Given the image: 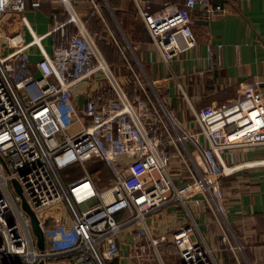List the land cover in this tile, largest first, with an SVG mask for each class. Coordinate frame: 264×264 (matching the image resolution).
Wrapping results in <instances>:
<instances>
[{"label": "built area", "instance_id": "2783aa9c", "mask_svg": "<svg viewBox=\"0 0 264 264\" xmlns=\"http://www.w3.org/2000/svg\"><path fill=\"white\" fill-rule=\"evenodd\" d=\"M57 2L66 20L54 13L48 32L37 35L25 12L29 3L39 9L42 0H0V23L6 15L21 14L32 37L25 42L20 32L4 35L9 51L0 54V264L118 261L116 237L127 228L132 243L123 255L131 264H223L221 251L198 219L204 214L206 227L216 222L222 243L237 254L226 217L222 152L264 146L262 82L246 85L236 102L220 107L196 109L187 100L207 143L202 147L199 135L185 130L166 97L153 86L150 95L135 71L140 93L131 97L78 17L73 0ZM197 8L207 20L226 13L221 0H185L182 6L166 2L159 9L137 2L147 33L167 64L196 46L191 12ZM69 24L76 33L68 34ZM36 52L41 58L34 62ZM100 73L105 87L96 81ZM83 84L82 101L72 108ZM68 116L78 119L81 132L70 134ZM187 140L195 155L184 153ZM172 148L183 158L186 181L170 173ZM91 161L107 166V184L101 186L99 174L89 170ZM72 165H79L84 176L67 186L60 171ZM23 203L37 215L43 250ZM54 206L58 214H43ZM166 208L182 209L189 221L155 234L146 220Z\"/></svg>", "mask_w": 264, "mask_h": 264}, {"label": "crops", "instance_id": "0c3cea01", "mask_svg": "<svg viewBox=\"0 0 264 264\" xmlns=\"http://www.w3.org/2000/svg\"><path fill=\"white\" fill-rule=\"evenodd\" d=\"M103 1L108 10V18L111 20V29L102 17L101 9L96 1L73 0L79 18L84 20L85 16L96 14L106 23L108 35L112 39L115 37L117 43L114 41L113 43L124 59L121 64L113 66L114 69L119 70L118 75H123L122 69H126V65L130 66L129 60L133 58L134 65L139 64L144 69L149 85L168 100L173 102V99L177 98L187 104L188 108H190L188 101H191L194 107L195 105L220 107L226 102H236L246 85L252 84L255 80L262 82L259 90L264 98V0H221L225 3L226 13L210 20L205 19L201 9L193 10L191 12L192 27L197 44L184 52L182 57L171 59L168 64L155 49L144 22L138 14L137 2L140 4L151 2L155 9H159L166 2L182 6L185 0H116L115 10L107 0ZM42 2L39 9L32 8L29 3L25 12L26 18L37 35L48 32L53 25L54 13L58 14V19L62 22L67 18L65 9L57 0ZM5 18L2 19V23L4 25L6 23L5 26L8 29L0 25V41L3 40L7 44L3 36L14 32H20L25 42L31 41L32 37L21 23L22 20L13 16L9 19L11 22H6ZM118 38L122 39V46L118 43ZM218 44H221V47L216 48ZM45 45L48 48L49 41H45ZM210 52L214 54L213 58L209 57ZM40 58L39 53H34V62ZM31 67L35 71L34 64ZM148 67L152 71L151 75ZM131 70L132 74H128L129 81L133 79V71H135L133 68ZM123 85L126 86L124 83ZM85 88L83 84L77 89L80 101L73 100L72 108L82 101L83 96L80 94ZM191 118L195 121L192 110ZM196 126L199 130L194 134L199 135L200 145L206 147V140L197 123ZM184 147L188 150L187 153L183 150L186 155L194 154V145L190 140L185 142ZM223 151L226 152V150ZM228 151L222 154L223 165L226 168V173L222 177V185L226 193L224 199L226 217L233 234L235 230L237 238L241 239L253 253L255 264H264V231H262L264 228V146H255V148L240 146ZM171 152L174 153L171 161L176 160L181 167H184L183 158L179 152H176L175 148H172ZM217 168L220 170L221 166L217 164ZM185 170L183 176H180L183 181L189 177ZM173 211L177 214L175 210ZM200 211L202 213L201 209ZM208 214L211 216L210 213ZM176 218L183 221L181 217ZM184 219L186 220L185 217ZM212 224L217 225V236H221L218 224L216 222ZM209 230L206 231L214 243L216 240L212 238L214 235ZM222 256L220 253V257Z\"/></svg>", "mask_w": 264, "mask_h": 264}, {"label": "rangeland", "instance_id": "374dc122", "mask_svg": "<svg viewBox=\"0 0 264 264\" xmlns=\"http://www.w3.org/2000/svg\"><path fill=\"white\" fill-rule=\"evenodd\" d=\"M20 15L21 14L6 15L5 16L6 18L5 17L4 18H5L6 22H11V20H9V19L12 18L13 16H17V18H19V20H20ZM7 16H9V17H7ZM0 25L3 28L8 29V27L5 26L6 23L4 25L1 22ZM192 30H193V27H192ZM6 32H10V30H6ZM193 33H195L194 30H193ZM7 34H9V33H7ZM123 36H124V39H126L124 34H123ZM121 40L118 38L117 41H119L118 43L122 46ZM1 41H0V50H2V51L0 54H6L9 51V47L7 46V44L3 40H1ZM127 48H128V46H127ZM128 55L129 54H127V56ZM179 58H180V56H179ZM134 62L135 61L133 58H131V61L129 60L131 68H133L136 71V73L139 74V76L142 78V80L144 82L143 84L149 90L150 95L151 94L153 95L154 91L152 90V85H149L147 83L146 78H145V74H144V69L141 68V66L139 64H138V66L134 65ZM130 66L126 65V69H122V74L124 76L118 75V71H119L118 69H114L113 67H112V69L114 70V72H115L116 76L118 77L120 83L122 85H123V83L126 84L125 87H126L127 92H128V88L130 86L133 87V89H134L133 95H134L135 93L136 94L140 93V91H139V87L137 85H135L133 82L134 76H133V79H130V81H129L128 74H130V75L132 74V70H131ZM148 71L150 72V75H151L152 71L150 70V68L148 69ZM96 81L98 83L101 82L100 86H102V87H105V85L108 84L106 82V80L103 78L101 73L96 76ZM89 89H91V88H89ZM173 100L175 101V103H174V101L172 102V101L168 100L167 98L165 99V101L168 104H170V106L172 107V111L176 115V118H178L179 121L183 124L185 130L189 131L190 133L198 132L199 129L198 130L196 129V127H197L196 123L191 118V110H190V108H188L187 104H185L182 101H179V99H177V98H175ZM172 103H174V104H172ZM195 107L197 109H199L201 106L195 105ZM68 115H70V113H68ZM66 126L68 127V131L70 132V134L75 133L77 131H78L77 133L82 131V126H81V123L78 121V119L71 118L70 116H68L66 119ZM228 152L229 151L226 150V152L223 151L222 154H225ZM93 162L94 161L90 162L89 170L94 175L97 173L99 174L98 176H100V178L102 179V182L100 184L101 186H103L104 184H107L108 178L110 176V171H108L107 166L104 163L101 164V163H93ZM169 169H170V173L174 177V179H176V176H183L184 169H183V167H181V165L178 163V161H176V160L171 161ZM60 175L63 178L65 185L68 186L69 183L76 181V180H79L81 177H83L84 172L79 165H72L66 169L61 170ZM12 190H14L13 187H12ZM14 193L17 194L18 192L16 190H14ZM173 210H172V208L171 209L166 208V209H164L158 213H155V215L149 216L147 218L146 221H148L149 227L155 231V234H158L159 231H160V233L172 232V230L175 226L180 225V224H186L189 221L187 219V217H186V220L184 219V214L182 212V209L179 208L177 214ZM52 211L58 214L56 206H54L52 208V210L44 211L43 214H45L47 212H52ZM176 217L183 218V221L177 220ZM195 218L197 219V216ZM198 220H199L200 227L203 231L209 230L208 226L206 227V223L209 222V220L207 218H205L204 214H202L201 218ZM163 224L166 226V228H164V229L162 228ZM209 231L214 235L212 238H214L216 240V241H214V243L220 251H221V249H224V248L230 249L229 243H227V244L222 243V236H217L218 235L217 234V225L212 224L210 226ZM219 235H221V230H220ZM229 236H230L231 244H232V246L235 247V251L237 253L236 257L238 260V264H250L248 257L243 250L242 240L238 239L237 236L235 234H233V232H232V234H229ZM116 239H117L116 241H117L118 249L121 252L120 253L121 258L118 261H107V264H131L129 259L123 255V251H126L128 246L132 243L131 228H127L125 230H122L121 233L116 237ZM241 242H242V244H241ZM221 259H222V263L225 264V260H224L223 256L221 257ZM167 264H169V262Z\"/></svg>", "mask_w": 264, "mask_h": 264}, {"label": "trees", "instance_id": "16d2710c", "mask_svg": "<svg viewBox=\"0 0 264 264\" xmlns=\"http://www.w3.org/2000/svg\"><path fill=\"white\" fill-rule=\"evenodd\" d=\"M43 1V0H42ZM96 1L97 6L101 9L102 17L106 20V23L108 26H110V18H108V10L105 5V1L103 0H94ZM112 7L113 10H115L116 7V0H107ZM94 12V10H93ZM92 14V13H91ZM84 22L87 24V29L89 33L93 36V38L96 41L97 47L104 55L107 63L111 66H117L121 64L124 59L121 55V52L119 51L118 47L113 43L112 37L108 35V28H106V23H104L103 19L101 17H97V15H87L84 17ZM68 34L76 33V29L73 25L69 24L66 27ZM133 87L128 88V94L132 97L133 95ZM163 95V94H162ZM264 231V228L262 229ZM235 235L237 236V232L234 230ZM239 237V236H238ZM242 244V242H241ZM243 245V250L246 253L248 260L250 264H255V257L253 253L250 251L249 247ZM221 253L223 255V258L225 260V264H238L237 257L235 253H233L229 248L221 249Z\"/></svg>", "mask_w": 264, "mask_h": 264}, {"label": "water", "instance_id": "95a60500", "mask_svg": "<svg viewBox=\"0 0 264 264\" xmlns=\"http://www.w3.org/2000/svg\"><path fill=\"white\" fill-rule=\"evenodd\" d=\"M0 158H1V156H0ZM14 185L17 188V190L21 191L19 189L18 183L14 182ZM23 207L26 209V211L29 213V215L31 217V224H33V230H34V233L37 237L38 246L41 250H43L45 248V241H44L42 229H41L40 224L38 222L37 215L29 207H27L25 203H23Z\"/></svg>", "mask_w": 264, "mask_h": 264}]
</instances>
